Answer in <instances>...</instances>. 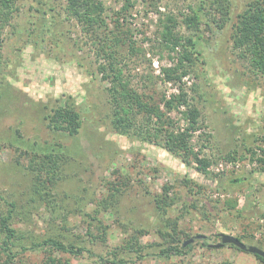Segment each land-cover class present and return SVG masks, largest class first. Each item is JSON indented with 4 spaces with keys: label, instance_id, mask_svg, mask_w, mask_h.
<instances>
[{
    "label": "rangeland",
    "instance_id": "obj_1",
    "mask_svg": "<svg viewBox=\"0 0 264 264\" xmlns=\"http://www.w3.org/2000/svg\"><path fill=\"white\" fill-rule=\"evenodd\" d=\"M101 1L111 26L120 18L128 34L121 55L132 87L157 100L183 88L200 110L203 129L192 145L210 166L200 172L193 159L187 165L160 146L118 134L111 84L98 72L91 39L65 14V0H17L0 48V217L15 203L12 226L23 236L14 251L53 237L107 259L116 251L129 264H264L232 245L210 246L226 234L264 250V76L233 41L238 16L254 0H229L224 25L212 11L216 18L206 16L197 29L186 18L210 0ZM169 18L200 53L181 83L164 80L178 55L163 39ZM66 105L82 115L78 135L48 127L46 117ZM179 109L167 114L184 127L186 109ZM53 152L63 157L55 173L45 160ZM197 236L205 238L182 258L152 256L174 238ZM20 258L46 264L42 253ZM71 264L102 263L85 254Z\"/></svg>",
    "mask_w": 264,
    "mask_h": 264
},
{
    "label": "trees",
    "instance_id": "obj_2",
    "mask_svg": "<svg viewBox=\"0 0 264 264\" xmlns=\"http://www.w3.org/2000/svg\"><path fill=\"white\" fill-rule=\"evenodd\" d=\"M18 10L17 0H0V48L3 42V31ZM106 10L104 2L101 0H65V14L68 18L74 19L83 33L91 39V44L98 56V72L102 75L103 81H108L111 84L108 92L114 129L125 137L160 146L167 152L182 158L187 165H190L193 159L197 164V170L207 173L210 161L201 159L195 153V148L192 145L194 136L203 129L200 110L190 102V98L183 88L179 93L171 95L170 98L161 94L157 100L154 97L148 98L146 94H142L132 87L130 81L125 77V58L121 55V48L126 47L129 41L128 34L127 32L123 33L120 18L113 21V27L111 26V22L106 16ZM127 10L128 7L123 8V12ZM212 11H216V15L219 14L221 26L224 25L230 16L229 0H210L209 5L203 2L198 8H193V15L186 18L189 28H199L206 16L209 19H211L210 17L216 18ZM52 19L54 20V16ZM44 23L48 27V21H44ZM175 27V19L169 18L163 39L167 43L169 51L178 55L173 59V65L164 68L163 73L164 80L167 82L181 83L189 75L190 66H193L199 59L200 53L197 41L194 38L176 35ZM233 41L234 47L240 50L243 58L248 59L251 66L264 76V0L250 2L238 16ZM162 105L167 112L162 109ZM182 106L186 109L182 114L186 123L184 127H182L181 120L175 121L167 114L173 110H180L179 108ZM46 119L48 127L52 131L66 133L69 136L78 135L83 126L81 113L68 105L55 108ZM61 158H63L61 154L56 152L45 155L50 169L54 168L53 173L59 168L58 162ZM262 163L264 172V159ZM233 183H236V180ZM1 199L5 200L2 197ZM7 204L9 210L0 217V264H24L20 256L28 251L45 254L46 264H71V257L80 258L85 254L98 258L102 264H129V261L119 258L116 251L111 253L112 258L107 259L104 256L96 255L86 247L67 245L53 237L31 241L28 246L21 247V252H15L14 247L18 245L19 236H23V234L21 230L12 226L15 203L7 202ZM171 204L172 201L168 202V205ZM182 242L183 245L180 247L179 244ZM185 242L180 238H174L173 242H169L171 243L169 246L162 248L160 253L152 256L164 260L182 258L193 248L192 244L185 247ZM135 244L139 245L138 242ZM142 249L143 247L139 245L136 251ZM57 254L67 255L70 258L58 257ZM139 256V259H145V256ZM256 257L264 263V258Z\"/></svg>",
    "mask_w": 264,
    "mask_h": 264
},
{
    "label": "water",
    "instance_id": "obj_3",
    "mask_svg": "<svg viewBox=\"0 0 264 264\" xmlns=\"http://www.w3.org/2000/svg\"><path fill=\"white\" fill-rule=\"evenodd\" d=\"M219 237L221 239L220 242L218 244H215V245H210L212 248L220 249V248H223L225 246L232 245V246L236 247L237 249H240L242 251L249 252L251 254H254L256 256L264 258V250H262L256 246H249L235 236L220 234ZM204 238H205V236H197L195 238H191L184 243V246L186 247L188 245L193 244L196 240L204 239Z\"/></svg>",
    "mask_w": 264,
    "mask_h": 264
}]
</instances>
